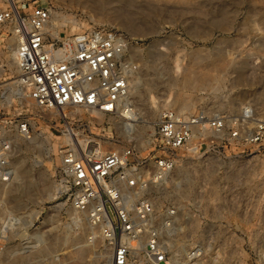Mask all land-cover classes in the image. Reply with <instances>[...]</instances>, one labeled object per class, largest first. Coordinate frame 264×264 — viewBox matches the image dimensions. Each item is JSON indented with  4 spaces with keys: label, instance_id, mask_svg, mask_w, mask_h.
<instances>
[{
    "label": "rangeland",
    "instance_id": "obj_1",
    "mask_svg": "<svg viewBox=\"0 0 264 264\" xmlns=\"http://www.w3.org/2000/svg\"><path fill=\"white\" fill-rule=\"evenodd\" d=\"M47 2L54 14L50 43L64 48L76 35L95 32L127 44L135 127L122 135V120H89L92 113L76 111L81 140L102 142L107 152L135 144L144 157L156 144L155 124L164 109L232 119L248 108L264 121V0ZM15 47L0 28V115L28 112L55 120L16 106ZM53 128L36 125L34 139L21 143L14 182L0 183V264H57V258L92 264L98 256L85 218L71 207L56 155L64 138L57 133L52 139ZM222 138L210 130L198 134L162 198L175 200L184 217L181 250L204 246L207 264H261L264 146L235 147Z\"/></svg>",
    "mask_w": 264,
    "mask_h": 264
},
{
    "label": "built area",
    "instance_id": "obj_2",
    "mask_svg": "<svg viewBox=\"0 0 264 264\" xmlns=\"http://www.w3.org/2000/svg\"><path fill=\"white\" fill-rule=\"evenodd\" d=\"M47 1L0 0V28L16 45V106L55 117L0 115V183L14 182L21 143L34 139L36 125H53L52 139L57 133L64 138L56 155L71 207L85 218L91 243L100 246L92 264H207L204 246L180 249L184 217L175 200L168 194L162 198V191L202 131L210 130L235 147L259 148L264 146V121H257L248 108L232 119L164 109L155 124L156 144L147 156L135 144L105 153L93 140H82L83 147L76 129L82 119L74 112L122 121H130L134 113L127 44L123 37L95 32L76 35L64 48L50 43L54 14ZM118 130L122 135L133 131L125 125ZM260 259L264 264V251ZM57 264L73 263L57 258Z\"/></svg>",
    "mask_w": 264,
    "mask_h": 264
},
{
    "label": "bare ground",
    "instance_id": "obj_3",
    "mask_svg": "<svg viewBox=\"0 0 264 264\" xmlns=\"http://www.w3.org/2000/svg\"><path fill=\"white\" fill-rule=\"evenodd\" d=\"M53 26V25H52ZM52 26H51V28H52ZM50 33L52 34V31H51V29H50ZM74 114L76 115L77 113L76 112H74ZM78 115V114H77ZM130 121H126L125 122V120H123V122H122V124L123 125H125V126H130L132 129H134V127H135V122L137 121H135V119H136V116H135V113H130ZM81 117L83 118L84 117V114H81ZM99 118V115L98 114H96V113H92L89 117H88V119L89 120H95V121H97V119ZM78 140H79V142L81 143V144H83V147H85L86 145H85V143L80 139V138H78ZM91 142H96V144H100V151L102 152V153H105V152H107L106 150H107V145H105V144H103V143H101V142H97V141H91ZM94 147V144L92 145V144H89V148L90 147Z\"/></svg>",
    "mask_w": 264,
    "mask_h": 264
}]
</instances>
